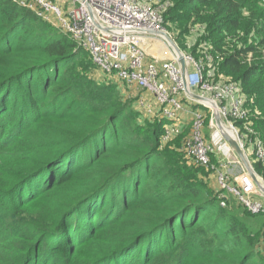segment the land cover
<instances>
[{"label": "trees", "instance_id": "trees-1", "mask_svg": "<svg viewBox=\"0 0 264 264\" xmlns=\"http://www.w3.org/2000/svg\"><path fill=\"white\" fill-rule=\"evenodd\" d=\"M169 1V29L196 31L182 50L210 47L264 141L262 1ZM51 27L0 0V264H264V216L222 207L183 143L161 147L170 121L131 127L119 83Z\"/></svg>", "mask_w": 264, "mask_h": 264}, {"label": "built area", "instance_id": "built-area-1", "mask_svg": "<svg viewBox=\"0 0 264 264\" xmlns=\"http://www.w3.org/2000/svg\"><path fill=\"white\" fill-rule=\"evenodd\" d=\"M16 1L77 42L105 77L136 89L141 94L138 106L170 121L162 148L164 142L179 133L182 123H190L189 136L181 150L196 166L213 173L221 206L228 207L232 198L251 215L264 216V200L257 189L264 192L222 132V128L233 131L256 172L254 161L264 163V141L251 123L241 84L219 75L206 44L199 58L182 50L164 16L172 7L171 1L70 0L69 9L59 0ZM170 39L187 63V86L180 54ZM159 52L165 58L160 59ZM208 128L217 132L218 141L208 140Z\"/></svg>", "mask_w": 264, "mask_h": 264}, {"label": "rangeland", "instance_id": "rangeland-1", "mask_svg": "<svg viewBox=\"0 0 264 264\" xmlns=\"http://www.w3.org/2000/svg\"><path fill=\"white\" fill-rule=\"evenodd\" d=\"M49 25L52 26L51 28L54 29V31H57L58 33H62L61 31H59V29L55 25H53V24H49ZM180 26L181 25H179V24H177V25L173 24L172 25L173 29H171L170 31H171V34H173V35L178 37V44L182 47V44H185L187 39L189 40L190 37H193L192 34L196 33V31H193L191 36H189L186 39L185 37L181 36V31L184 30V26H181V27ZM62 34H64V33H62ZM191 50H192V48L188 49L189 52H191ZM159 55H160V59L165 58L163 52H159ZM90 75H91V77L94 78L93 80L97 79V80H99L101 82H104V83H102V85L105 84V83H108V84H112V85L116 86L117 83H119V86H121L120 89L123 92V94H126V95L128 94L127 96L124 95L125 98L123 100L128 101L129 104H130V107L134 111L133 115H131L132 117L127 121L129 123L132 122L131 124H129L131 127H132L133 124H139L143 128V130H145V129L149 130V122H148V120H151L152 124H153L157 120L160 119V118L156 117L155 115H152V114L148 113L145 109L141 108L140 106H138L137 101H138L139 97L141 96V94L136 89L131 88L127 84H122L121 82H118V80H116L114 78L104 77V75L102 73H100L99 71H97V70L92 71ZM198 109H202V107H199ZM206 125H208V122H207ZM179 129L180 130H179L178 134L174 135L169 141L164 142V147H169L170 146L171 148H177L176 146H180V144H182L187 139V137L189 136V132H190V123H188V122L182 123V125L179 127ZM225 133L227 134L226 131H225ZM216 134H217V132H215V131H213V130H211L209 128L207 129V135H208L207 137H208L209 141L212 142L213 139L218 141L220 138H217ZM233 157H235V153L233 154ZM184 163H187V164L191 165L187 161L184 162ZM258 176H259V179H258L259 182H261L264 185V178L262 176H260V175H258ZM202 177L204 178V181L208 184V186H210V188L213 189L216 186L215 179L213 177H211V176L207 177L206 174H204V176H202ZM256 189H257V187H256ZM257 192H258L259 195L262 196L261 198H263V200H264V194H262L258 189H257ZM231 201H232L231 202L232 204L230 205L231 207H230L229 210L233 211L235 214H237L240 217L246 218V217L243 216L245 214L244 210H242L241 208L237 207V205H234L233 204L234 200L232 198H231ZM257 222L259 224H263V227H264V217L257 218ZM262 246H263L262 247V252L264 253V243H263Z\"/></svg>", "mask_w": 264, "mask_h": 264}, {"label": "water", "instance_id": "water-1", "mask_svg": "<svg viewBox=\"0 0 264 264\" xmlns=\"http://www.w3.org/2000/svg\"><path fill=\"white\" fill-rule=\"evenodd\" d=\"M170 41L175 46L176 50L180 54L179 63H180V66L182 67L183 78H184L185 85L187 86V63H186V61H185V59H184L181 51L179 50V48L174 44V42L171 39H170ZM194 97L198 99L197 96H194ZM217 119H218V121H220L219 117H217ZM225 131L226 130H224L222 128V132L224 134L225 139L228 141V143L231 145V147L235 151V153L238 156V158L241 160V162L243 163V165L246 167V169L250 173V175L253 178V180L256 183V185L264 192V185L261 182H259V180H258L259 178H258L256 172L254 171L252 165L248 161V158L246 157V154L244 153V151L240 147L239 143L237 142V140L235 138H232L231 136L227 135L225 133Z\"/></svg>", "mask_w": 264, "mask_h": 264}, {"label": "crops", "instance_id": "crops-1", "mask_svg": "<svg viewBox=\"0 0 264 264\" xmlns=\"http://www.w3.org/2000/svg\"><path fill=\"white\" fill-rule=\"evenodd\" d=\"M59 1L65 5V8L66 9H69V5L71 4V1L70 0H59ZM123 95H126V94H123ZM150 100L153 101L152 98H150Z\"/></svg>", "mask_w": 264, "mask_h": 264}, {"label": "bare ground", "instance_id": "bare-ground-1", "mask_svg": "<svg viewBox=\"0 0 264 264\" xmlns=\"http://www.w3.org/2000/svg\"><path fill=\"white\" fill-rule=\"evenodd\" d=\"M226 132H227V134H228L229 136H231L232 138H234L233 131H231V130H227V129H226Z\"/></svg>", "mask_w": 264, "mask_h": 264}]
</instances>
